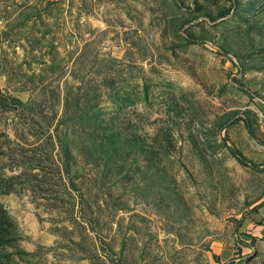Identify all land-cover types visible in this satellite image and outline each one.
Returning <instances> with one entry per match:
<instances>
[{"label": "rangeland", "instance_id": "obj_1", "mask_svg": "<svg viewBox=\"0 0 264 264\" xmlns=\"http://www.w3.org/2000/svg\"><path fill=\"white\" fill-rule=\"evenodd\" d=\"M0 264H264V0H0Z\"/></svg>", "mask_w": 264, "mask_h": 264}, {"label": "trees", "instance_id": "obj_2", "mask_svg": "<svg viewBox=\"0 0 264 264\" xmlns=\"http://www.w3.org/2000/svg\"><path fill=\"white\" fill-rule=\"evenodd\" d=\"M233 152H234V154L235 155H237L238 156V158L242 161V162H244V163H246V164H250V165H252V166H254L255 168H256V165H254V163H252V162H250L241 152H239V151H237V150H235V149H233Z\"/></svg>", "mask_w": 264, "mask_h": 264}]
</instances>
